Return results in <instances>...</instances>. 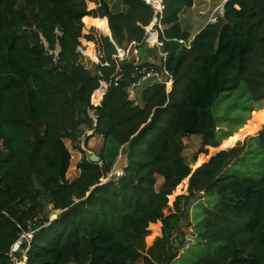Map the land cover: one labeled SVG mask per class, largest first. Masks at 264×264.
Segmentation results:
<instances>
[{
  "label": "trees",
  "instance_id": "obj_1",
  "mask_svg": "<svg viewBox=\"0 0 264 264\" xmlns=\"http://www.w3.org/2000/svg\"><path fill=\"white\" fill-rule=\"evenodd\" d=\"M93 1L88 11L84 0H0V264L23 255V264H171L187 245L190 208L208 194L217 200L203 209L196 244L216 249L192 264H264V172L259 180L227 173L247 139L221 145L213 113L241 83L243 109L264 105V0H226L223 16L189 49L177 42L191 37L179 13L193 0H163L174 83L168 94L156 83L135 99L127 93L132 64L112 55L142 41L152 11L140 0H121L118 13ZM82 20L110 32L86 36L102 54L94 74L76 51ZM117 67L124 77L110 85L92 126L91 92ZM255 116L264 154V110ZM87 130L103 139L100 162L80 147L78 175L69 179L65 141L77 148ZM194 135L200 145L191 166L181 139ZM118 156L120 176L103 183ZM24 233L31 239L11 256Z\"/></svg>",
  "mask_w": 264,
  "mask_h": 264
},
{
  "label": "rangeland",
  "instance_id": "obj_2",
  "mask_svg": "<svg viewBox=\"0 0 264 264\" xmlns=\"http://www.w3.org/2000/svg\"><path fill=\"white\" fill-rule=\"evenodd\" d=\"M110 5H118L120 1L118 0H106ZM94 9V8H90ZM83 23V21H82ZM183 27L186 29V23L183 22ZM200 28V26L194 27L192 32ZM91 30V29H90ZM94 33L97 35L102 32L93 29ZM90 33V32H89ZM98 45H96L97 47ZM99 49V47H97ZM58 52V48L56 49ZM101 52V51H99ZM83 62V60H82ZM84 63V62H83ZM146 64V62H144ZM86 65L88 66V70L91 73H95V65L90 61H86ZM245 86L243 83L239 86V88L231 93H224L215 108L213 109V113L216 118L220 119L218 121V138L221 140V145H226L228 148L230 145H235L237 143H242L246 140V148L242 157L238 158L236 163L227 169L228 174H238L243 177L251 178L259 180L263 176L264 172V154L261 151L258 142L256 140V116L255 113L262 109L263 106H253V110L249 112L248 110L243 109L242 107H249L245 98ZM246 118L244 122H242ZM233 120V121H232ZM230 133L229 136L225 137V133ZM92 134V133H91ZM90 132H87L86 135L83 134L80 138V145L77 148L72 146L69 141H65L66 146L72 153L71 164L68 170L67 176L68 178H72L75 173L74 166L75 162L79 157L80 147L84 150L87 148L86 142L92 138L90 137ZM95 142H92V147H96ZM181 143L183 146V157L188 161V163L193 166V156L199 150L200 140L199 137L194 136H186L182 137ZM1 146V142H0ZM86 146V147H85ZM86 151V150H85ZM81 153V152H80ZM88 154V153H87ZM119 161V163H118ZM112 167L113 172L108 174L107 177L103 178L101 181L103 183L109 181V179H113L114 176L118 177L121 174V169L123 167V157L119 159ZM217 200L216 195L208 194L204 196L202 199L195 202L190 208V217H189V225L183 224V235L186 240V247L182 249L179 253L178 257L171 264H192L195 262L201 255L206 254L208 252H214L216 249L215 245H202L196 244L198 241L196 240V234L200 231L201 228V220H202V212L203 209L209 206H212ZM55 214L54 212H50L49 218L51 219ZM158 229V225H155ZM18 260L19 256L17 257ZM23 264V263H22Z\"/></svg>",
  "mask_w": 264,
  "mask_h": 264
},
{
  "label": "built area",
  "instance_id": "obj_3",
  "mask_svg": "<svg viewBox=\"0 0 264 264\" xmlns=\"http://www.w3.org/2000/svg\"><path fill=\"white\" fill-rule=\"evenodd\" d=\"M90 0H84L87 4ZM142 3L147 5L151 11L152 16L148 24L141 26L144 31V36L141 42H130L125 47H115V52L112 55V59L116 63H131L133 67V72L130 76V82L127 87V93L132 99L137 98L139 93L149 85L160 84L164 87V91L168 94L171 91L172 85L174 83L173 74L166 69V59L168 52L165 51L164 45L168 39L164 35L166 26L164 25L163 18L165 12V4L163 0H140ZM223 16L222 6H218L214 13L211 15L209 21L210 23L215 22L217 17ZM108 36L109 34L106 33ZM110 38V36H109ZM193 37L188 40H178L177 42L181 44L184 48L189 49ZM79 45L76 48L77 53L80 54L83 64L86 65V61H90L96 65L100 64V59L102 57L101 52L96 47L95 41L85 40L82 36L78 39ZM143 48L153 49L154 59L146 62L147 65L143 66L145 63L142 58L141 50ZM88 51L90 54H88ZM57 55V51L54 52ZM102 65V64H101ZM107 65V64H103ZM124 74L122 69L117 67L115 73L111 76L109 80L100 78L98 80V85L91 92L89 98V107L87 109V117L91 121L92 126L97 123L98 115L97 109L101 106V102L106 95L110 85L117 86V84L123 79ZM86 132L92 133V130ZM86 135V134H85ZM111 174V173H110ZM56 213L53 214L52 218L55 217ZM31 239V233H24L20 236L19 240L11 247V256L13 253L19 250V247L23 241H29ZM13 264H22L25 260V256L19 261L15 256L11 257Z\"/></svg>",
  "mask_w": 264,
  "mask_h": 264
},
{
  "label": "crops",
  "instance_id": "obj_4",
  "mask_svg": "<svg viewBox=\"0 0 264 264\" xmlns=\"http://www.w3.org/2000/svg\"><path fill=\"white\" fill-rule=\"evenodd\" d=\"M119 1H120V3L118 5V8L116 7V5L113 6V5H110L109 2L107 3L109 5L110 11L112 13H118V12H122L124 10V5L122 4L121 0H118V2ZM225 1L226 0H193V4H192V6L190 8H184L179 13V23H180V26H181L182 30H186L190 34L191 37H194L206 24L210 23L209 19H210L211 15L214 13V11L216 10V8L218 6H222L223 7ZM86 6H87V10L90 11V10H93V9H90V8H94L95 9L97 7V4L93 0H90L89 3L86 4ZM85 17L103 21L102 19H100L98 17H96V18L90 17V16H85ZM183 22L186 23V29L183 27ZM83 25L84 26H83V29H82V35L81 36L85 40H88L86 38V36L89 34L90 29H95L96 28L97 30L100 31V29H98L96 26L92 25V26L86 27L84 22H83ZM198 25L200 26V28H198L197 30L192 32V29H194V27H196ZM100 32H102V31H100ZM107 33L110 36L109 29H108ZM102 35H104L106 37H109L106 33H103V32H102ZM141 53H142V58H143L144 62H149V60L154 59V51H153V49L143 48L141 50ZM263 110H264V106H263L262 109L258 110L256 113L261 112ZM86 133L87 132L85 131L84 134H86ZM92 142H95L94 144H96V142H97L96 147H92L93 146ZM84 145L87 146V148L85 149L86 151L82 147H81V150L84 151L85 155H87V156H90L91 154L97 155L99 153L102 145H103V139L100 136L94 135L92 138H90L86 142V144L84 143ZM78 153H79V157H78L77 161L75 162V166H76V164L78 163V161L82 157V154L80 152H78ZM71 156H72V153H71ZM119 159H120V156H118L116 158L114 164ZM118 163H119V161H118ZM123 165H124V161H123ZM75 166H74L75 173L73 174L72 178H74V177H76L78 175V171L76 170ZM111 171L113 172V170H111ZM23 263H24V261H23Z\"/></svg>",
  "mask_w": 264,
  "mask_h": 264
},
{
  "label": "water",
  "instance_id": "obj_5",
  "mask_svg": "<svg viewBox=\"0 0 264 264\" xmlns=\"http://www.w3.org/2000/svg\"><path fill=\"white\" fill-rule=\"evenodd\" d=\"M222 8H223V7H222ZM89 160H90L91 162H94V163H99V162H100L99 157L96 156V155H93V154H91V155L89 156Z\"/></svg>",
  "mask_w": 264,
  "mask_h": 264
},
{
  "label": "bare ground",
  "instance_id": "obj_6",
  "mask_svg": "<svg viewBox=\"0 0 264 264\" xmlns=\"http://www.w3.org/2000/svg\"><path fill=\"white\" fill-rule=\"evenodd\" d=\"M108 32V29L106 28L105 30H104V33H107ZM88 54H90V52L88 51Z\"/></svg>",
  "mask_w": 264,
  "mask_h": 264
}]
</instances>
